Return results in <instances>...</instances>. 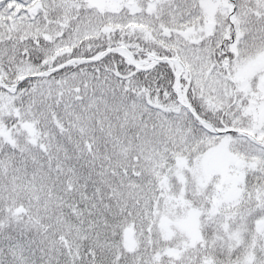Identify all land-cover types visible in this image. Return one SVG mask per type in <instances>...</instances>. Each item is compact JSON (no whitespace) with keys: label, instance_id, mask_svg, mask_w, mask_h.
<instances>
[{"label":"snow or ice","instance_id":"6c2138e0","mask_svg":"<svg viewBox=\"0 0 264 264\" xmlns=\"http://www.w3.org/2000/svg\"><path fill=\"white\" fill-rule=\"evenodd\" d=\"M0 264H264V0H0Z\"/></svg>","mask_w":264,"mask_h":264}]
</instances>
